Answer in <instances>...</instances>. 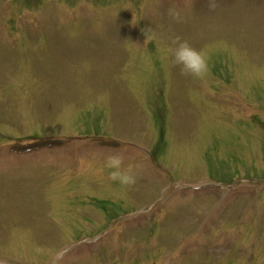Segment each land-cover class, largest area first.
Masks as SVG:
<instances>
[{"label":"rangeland","instance_id":"1","mask_svg":"<svg viewBox=\"0 0 264 264\" xmlns=\"http://www.w3.org/2000/svg\"><path fill=\"white\" fill-rule=\"evenodd\" d=\"M215 4L0 0V264H264V0Z\"/></svg>","mask_w":264,"mask_h":264},{"label":"clouds","instance_id":"2","mask_svg":"<svg viewBox=\"0 0 264 264\" xmlns=\"http://www.w3.org/2000/svg\"><path fill=\"white\" fill-rule=\"evenodd\" d=\"M210 7L216 6L215 0H210ZM169 14L174 18L179 16L176 9H169ZM165 54L174 66H180L181 73L202 78L206 75L207 61L203 53L194 48L187 40L176 37L165 48ZM104 167L109 169L108 175L112 181H117L123 187H130L136 182V176L131 167L123 166V159L119 155H110L106 158Z\"/></svg>","mask_w":264,"mask_h":264}]
</instances>
